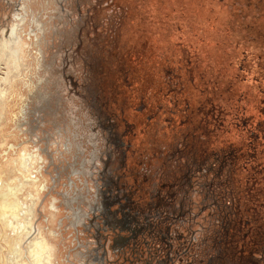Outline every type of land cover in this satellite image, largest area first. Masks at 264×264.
<instances>
[{"label":"rangeland","instance_id":"1","mask_svg":"<svg viewBox=\"0 0 264 264\" xmlns=\"http://www.w3.org/2000/svg\"><path fill=\"white\" fill-rule=\"evenodd\" d=\"M263 62L264 0H0V264H110L102 110L153 177L164 165L191 175L177 234L215 212L229 171L246 188L243 178L263 171L253 182L263 224L261 141L244 173L241 159L219 178L183 159L209 111L238 121L237 143L240 121L264 133Z\"/></svg>","mask_w":264,"mask_h":264},{"label":"flooded vegetation","instance_id":"2","mask_svg":"<svg viewBox=\"0 0 264 264\" xmlns=\"http://www.w3.org/2000/svg\"><path fill=\"white\" fill-rule=\"evenodd\" d=\"M18 9L20 10L19 7ZM100 113L106 123V126H101L110 138L105 146L102 156V168L99 172L100 176L103 177L105 174L107 178L105 181L102 180L104 184L102 185L101 195L105 200L102 202L103 208L100 210V214L103 217L104 227H109L111 232L106 247L111 259L110 261L108 260L110 264H260L261 261H259L256 254L262 253L264 249V214L262 213L261 216L263 224L258 225L261 215L259 208L262 204L260 206L256 205L258 209H255L251 206L250 199L254 198L256 200V196L259 193L254 189L255 184L253 182L256 178L254 174L257 173L259 175L258 173H262V170L256 168L254 171L253 169L255 173H252L251 177L243 178L246 185L249 182L253 184L252 187H244L241 193V197H246L247 214L244 215V211L240 212L239 209H235L233 204L226 215V226H222L223 238L220 235L221 231L217 229V212H208L209 223L200 225L197 230L193 229V222L197 220V217L194 218L196 219L195 221L186 225V235H179L176 233V228L179 226L178 220L183 214L162 209L160 202L164 199V201L174 199L177 191L181 190V186L187 179L190 180L191 175L187 177L180 171L182 183H176L174 179L168 178L167 183L160 184L157 191L151 192L152 185L149 184L150 177L153 178L151 169L148 165L144 166V161L138 160L143 157V154L140 149H133V146H131L132 140L130 138L132 136L129 137V133L126 132L121 134V137H127L130 142L123 147L118 140V136H115L117 135L114 132L116 130H114L115 126L110 124L115 116L107 115L103 110ZM240 122L242 124V136L237 143L233 140L231 134L229 136V133L233 130L232 127L238 125V121L235 124L233 119L231 122L227 120L228 130L226 135L229 137L231 145L226 158L232 162L241 159L244 164L242 168L244 173L248 171L246 163L249 164L255 159L251 156L250 149L252 148L253 150L257 140L262 142L259 146L258 156L260 157L264 153V133L259 130L260 132L256 137L251 134L253 132L246 129L248 126L246 122ZM201 129L202 121L199 127H193V133L195 134L194 136H189L191 139L189 142L190 146L185 149L188 153L183 156L184 167L192 164L198 165L197 171H200V174L203 172V168L205 169L206 163L205 160H200L203 149L201 144L198 145V138ZM114 153L118 155L115 156L118 157L120 168L115 171L116 173H110L109 166H111V158ZM245 154L248 158L252 157V159H248L244 163ZM126 160H129L131 165L128 168H123L124 164L127 163ZM208 161H211V158ZM215 161L217 162V160ZM214 164L215 162L208 165L211 170ZM187 171L192 174L193 170L190 171L189 168ZM169 173L170 169L164 165L162 174L169 175ZM188 173L186 172L187 175ZM226 178H230L233 181V172L229 171ZM113 187L115 188L114 193L111 190ZM111 193L114 194L112 198ZM262 193L263 191L260 192V194ZM152 197H158V204L155 206L149 203ZM108 203L115 204L112 211H109ZM164 203H167V205L163 204L165 207L171 206L168 202ZM248 212H254L252 216L258 218L257 224L251 223ZM102 217H100L101 220ZM222 239L226 243L227 254L219 252L218 242ZM105 259L103 257V260ZM253 260H256V262Z\"/></svg>","mask_w":264,"mask_h":264},{"label":"trees","instance_id":"3","mask_svg":"<svg viewBox=\"0 0 264 264\" xmlns=\"http://www.w3.org/2000/svg\"><path fill=\"white\" fill-rule=\"evenodd\" d=\"M209 112L210 113H207L206 115H204L203 119L201 120L202 129H201V133L198 138V145L201 144L203 150H202V157L200 158V160L202 159V160H205L206 162L205 169L203 168V172L204 170L206 171V169L211 170L210 169L211 167H209L208 165L215 162L214 167L212 168V171L215 169L214 175L216 176V178H219L221 177L220 176L221 172L225 171L224 175H226V171L229 167V164L227 162L229 160H227L226 155L228 156L231 141L229 137L226 135L227 130H228V125H227V121L225 122L224 120V116L222 117V112L220 110L218 111L215 110L214 112L209 111ZM194 134L195 133L191 134V136L192 135L194 136ZM210 158H211V161H208V159L210 160ZM215 160H217V162ZM179 172L180 171H177L176 169H173L172 171L170 169L169 175L164 174L165 175L164 176L161 173L160 177H158L159 178L158 182L155 184H151L152 189L157 191L158 188L160 187V184L167 183L168 178L174 179L176 183H182V180L180 177L181 174ZM208 172H209L208 173L209 175L212 174L211 171H208ZM220 179H221L220 182H218V185H216L217 186L216 189H214V192L216 193V195L215 194L214 195L215 197H217L216 198L217 202L215 201L211 203V207L212 208L214 207L215 212H217V229L221 231L220 235H221V238H223L222 237V232H223L222 226H226V220H227L226 215H227V212L230 211L232 205L235 204L234 208L239 209L240 212H243L242 209L246 207V199L241 197L242 189L246 186L242 185L240 181H237V180L231 181L230 178H225L224 180H222V177H221ZM154 180L155 178L150 177V181L154 183ZM188 186L190 187L192 185L190 184ZM182 192L181 190L180 192L177 191V195L174 196V199H171L169 201H164L165 199L162 200L163 202L159 201L162 204L161 208L166 209L167 211L169 210V212H175L176 201L180 202L181 199H183L181 198ZM164 202H168L171 206L165 207L164 205H167V203H164ZM256 202L257 201L254 198L250 199L251 206L255 209H258V207L256 206L257 204ZM149 203L155 206L156 204H158V197L156 198L152 197ZM206 217L208 218V220H202L201 225L209 223L210 221L209 215L207 214ZM194 226H197L196 223ZM218 249L220 253L227 254L228 250H226L227 249L226 243L223 239L218 242ZM253 261L256 262V260H253Z\"/></svg>","mask_w":264,"mask_h":264},{"label":"crops","instance_id":"4","mask_svg":"<svg viewBox=\"0 0 264 264\" xmlns=\"http://www.w3.org/2000/svg\"><path fill=\"white\" fill-rule=\"evenodd\" d=\"M136 149V147L135 146H133V149ZM143 153V152H142ZM144 154V153H143ZM115 155H117L116 153H114L113 154V157L111 158V160H112V162H111V165H114L112 168V170H111V168H110V166H109V171H110V173L112 172H115V171H118L119 170V161H118V157H116ZM118 156V155H117ZM143 157H144V155H143ZM143 157L141 158V159H138V160H140L141 162H143L144 160H143ZM126 162L127 163H125L124 164V167L123 168H128V167H130V165H131V162L129 161V160H126ZM162 169H163V166H161L160 168H159V170L158 169H156V171H155V173L157 172V174H156V176H154L153 178H155V180H154V183L152 182V181H150L149 182V184L151 185V184H155V183H157L158 182V177H160V175H161V173H162ZM151 172L153 173V171L151 170ZM116 173V172H115ZM105 190V189H104ZM110 190V189H109ZM112 191H113V193H114V191H115V188L113 187L112 189H111ZM113 193H111V198L114 196V194ZM151 199V198H150ZM137 201H138V199H137ZM151 201V200H150ZM108 208H109V211H112L113 209H114V207H115V204H113V203H111V204H109L108 203Z\"/></svg>","mask_w":264,"mask_h":264},{"label":"bare ground","instance_id":"5","mask_svg":"<svg viewBox=\"0 0 264 264\" xmlns=\"http://www.w3.org/2000/svg\"><path fill=\"white\" fill-rule=\"evenodd\" d=\"M12 34H14V32H13ZM4 198H5V197H4ZM4 198H3V199H4ZM3 199H2V200H3ZM6 201H7V200H6ZM2 209H3V207H2ZM5 209H6V208H5ZM3 211H4V210H3ZM5 212H6V211H5Z\"/></svg>","mask_w":264,"mask_h":264}]
</instances>
